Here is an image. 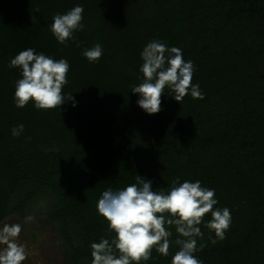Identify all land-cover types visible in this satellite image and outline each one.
<instances>
[{
  "label": "trees",
  "instance_id": "obj_1",
  "mask_svg": "<svg viewBox=\"0 0 264 264\" xmlns=\"http://www.w3.org/2000/svg\"><path fill=\"white\" fill-rule=\"evenodd\" d=\"M77 5L84 28L65 46L50 26ZM153 40L194 63L204 99L189 93L178 102L166 88L159 113L139 107L131 89ZM97 43L103 55L90 63L82 53ZM29 47L67 59L63 94L75 106L15 105L22 75L9 63ZM136 175L157 191L175 177L199 180L215 190L214 208L230 210L226 238L214 245L204 217L198 245L206 247L194 253L202 264H264V0H0V220L23 218L37 203L55 226L63 264H91V243L115 235L98 199ZM176 251L153 250L141 264H171Z\"/></svg>",
  "mask_w": 264,
  "mask_h": 264
},
{
  "label": "clouds",
  "instance_id": "obj_2",
  "mask_svg": "<svg viewBox=\"0 0 264 264\" xmlns=\"http://www.w3.org/2000/svg\"><path fill=\"white\" fill-rule=\"evenodd\" d=\"M83 13L84 8L77 5L66 14L53 16L50 28L58 43L67 46L74 39V32L83 30ZM82 54L90 63H97L103 47L97 43ZM140 55L143 78L131 91L139 94L137 104L146 113L161 111V97L166 88L175 93L173 97L178 102L189 93L193 99H204L199 85L192 83L194 63L184 60L180 48L153 40ZM13 67L20 68L22 75L15 84L17 107L23 108L31 101L38 110H51L61 108L65 100H72L75 106L74 97L63 94L64 86L69 83L67 59L56 60L29 47L10 60L9 68ZM23 130L24 125L19 124L12 128V135L19 137ZM217 203L214 189L202 186L199 180L181 183L179 177L172 180L167 191L153 190L152 181L139 175L135 183L123 189L109 187L102 192L96 208L108 222V232L115 235L91 243V264H141L152 259L153 250L167 257L173 246L178 251L172 256L171 264H202L194 253L206 247L204 243L198 245V240L204 238L200 227L205 223L204 217L211 215L205 227L215 234V239L209 236L213 245L226 238L232 223L230 210L214 208ZM33 219L26 216L25 222ZM21 232L19 223L5 222L0 227V264H22L27 259L26 246L20 243Z\"/></svg>",
  "mask_w": 264,
  "mask_h": 264
},
{
  "label": "rangeland",
  "instance_id": "obj_3",
  "mask_svg": "<svg viewBox=\"0 0 264 264\" xmlns=\"http://www.w3.org/2000/svg\"><path fill=\"white\" fill-rule=\"evenodd\" d=\"M38 209L39 204L35 203L23 218L10 215L0 220V227L5 222L21 224L20 243L28 251V257L22 264H63L60 239L55 226L39 214ZM29 215L34 219L25 222V217Z\"/></svg>",
  "mask_w": 264,
  "mask_h": 264
}]
</instances>
